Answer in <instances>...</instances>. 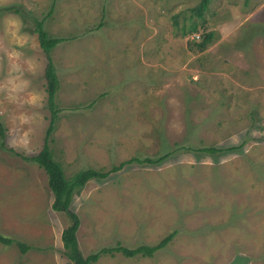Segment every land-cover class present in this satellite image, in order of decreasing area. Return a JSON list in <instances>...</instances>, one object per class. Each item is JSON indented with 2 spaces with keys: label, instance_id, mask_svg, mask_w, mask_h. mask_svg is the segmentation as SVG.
Returning a JSON list of instances; mask_svg holds the SVG:
<instances>
[{
  "label": "rangeland",
  "instance_id": "374dc122",
  "mask_svg": "<svg viewBox=\"0 0 264 264\" xmlns=\"http://www.w3.org/2000/svg\"><path fill=\"white\" fill-rule=\"evenodd\" d=\"M0 0V264H70L64 212L23 159L50 120L36 21L62 39L53 158L66 178L109 172L76 190L70 210L92 264H264V0ZM192 26L197 31L189 33ZM213 40L203 52L191 41ZM213 147L221 152L194 151ZM236 147L234 150H224ZM161 162L149 163L146 159Z\"/></svg>",
  "mask_w": 264,
  "mask_h": 264
},
{
  "label": "trees",
  "instance_id": "16d2710c",
  "mask_svg": "<svg viewBox=\"0 0 264 264\" xmlns=\"http://www.w3.org/2000/svg\"><path fill=\"white\" fill-rule=\"evenodd\" d=\"M209 4V0H200L199 4L195 6L192 11L198 16L201 17L204 11L207 9ZM44 19L41 21H36L35 25V33L37 34V39L39 46L46 58V66L44 69V77H45V90L47 94V107L50 112V120L48 124V128L45 133L44 142L41 150L34 156L31 157H23L28 162L35 163L46 175L47 178V186L49 191L53 196V202L51 205V209L57 212H64L67 219L68 225L63 229L61 233V242L63 246V254L67 258L70 264H92L97 261L101 254H107L112 252L122 253L126 257H134L136 255L141 256H152L157 250L165 247L167 243L170 242L172 235L165 237L155 246H139L135 249H128L121 246H117L115 248H105L101 249L98 253L89 255L84 257L79 249L78 241H77V230L80 225L79 218L73 211L70 210V203L72 201V197L76 190L82 188L85 183L91 179H104L109 173L119 171L124 165L128 163H132L136 161L135 159H130L124 163L119 164L118 166H114L111 168L109 172H99L94 169H85L76 172L71 178H66L64 170L61 164L54 160L51 149L48 145V138L54 130L55 122L57 120L58 109L55 105V95L58 90V79L56 75V71L54 65L51 60L50 52L52 49L59 44L62 39L53 38L48 35V33L43 29ZM196 26H192L189 30V33L196 32ZM213 34L205 33L202 35L201 40L191 41L189 45V49L191 51L203 52L206 50L207 46L212 42ZM4 129L0 124V138L3 137ZM236 147H230L224 150L230 151L234 150ZM194 151L214 154L217 152L223 151V149H216L213 147L209 148H199ZM167 155L158 158L157 160H149L146 159V162L155 163L163 161ZM137 163L141 161L137 159ZM15 243L18 247L19 251L24 254L26 253L30 247L14 241L13 239L6 238L0 235V244L1 245H11Z\"/></svg>",
  "mask_w": 264,
  "mask_h": 264
}]
</instances>
